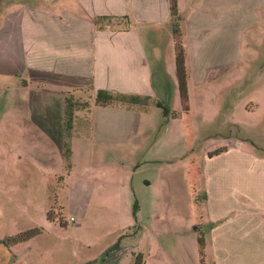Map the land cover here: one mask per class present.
Wrapping results in <instances>:
<instances>
[{
	"label": "crops",
	"instance_id": "1",
	"mask_svg": "<svg viewBox=\"0 0 264 264\" xmlns=\"http://www.w3.org/2000/svg\"><path fill=\"white\" fill-rule=\"evenodd\" d=\"M177 9L187 75L185 113L175 78L168 0H0V101H11L10 121L23 125L33 147L60 154L62 164L69 144L68 172L88 165L103 179L110 169L109 150L141 146L147 139L143 135L161 124L152 121L161 110L165 118L158 104L167 109L170 127L192 125L190 88L227 72L237 59H229V42L240 54L249 33L264 37V0H177ZM258 78L250 110H262L264 117V77ZM98 92L136 100L100 106ZM67 99L75 103L69 137ZM263 123L256 124L260 133ZM207 155L199 168L205 192L197 207L201 214L174 207L188 214L175 222L176 234L206 246L214 264H264V152L235 142ZM187 158L196 171L194 155ZM212 159H220L213 168ZM69 181L65 187L81 205L89 196L87 186L79 178ZM81 244L83 253L94 248L95 255H84L77 264H93L112 246Z\"/></svg>",
	"mask_w": 264,
	"mask_h": 264
},
{
	"label": "rangeland",
	"instance_id": "2",
	"mask_svg": "<svg viewBox=\"0 0 264 264\" xmlns=\"http://www.w3.org/2000/svg\"><path fill=\"white\" fill-rule=\"evenodd\" d=\"M243 40L240 54L229 42V59H237L225 74L201 88H190L192 125L186 121L170 127L167 115L163 118L159 111L152 121L161 124L143 135L147 139L141 146L109 150L110 169L104 179L88 165L68 172L69 144L61 154L63 164L53 149L33 147L23 125L10 121L11 101L7 105L0 101V249L7 253V264L81 263L84 255L88 259L95 255L94 248L83 253L81 243L91 246L94 242L112 245L107 261L113 257L114 264H214L206 246L187 234H176L175 222L188 214L176 213L174 207L194 209L195 216H200L197 207L205 192L199 168L208 152L211 158L235 142L264 152V133L256 128L264 119L262 110H250L255 82L264 77V37L249 33ZM159 75L155 73V80ZM189 155H194V172L188 165ZM219 161L212 159L209 164L213 168ZM68 175L87 186L89 196L82 197L81 205L65 187L72 182ZM34 228L41 233L30 241L10 247L3 244Z\"/></svg>",
	"mask_w": 264,
	"mask_h": 264
},
{
	"label": "trees",
	"instance_id": "3",
	"mask_svg": "<svg viewBox=\"0 0 264 264\" xmlns=\"http://www.w3.org/2000/svg\"><path fill=\"white\" fill-rule=\"evenodd\" d=\"M169 1V10H170V28L173 38V50H174V65H175V78L177 81V87L179 92V101L181 105V113H185L188 110V94H187V75L185 68V52L181 41V31L179 26V13L177 9V0H168ZM136 98L126 96H113L105 92H98L96 95V104L100 106L109 105L114 102H135ZM65 131L66 136L69 137V132L71 129L72 123V114L74 111L75 103L67 99L65 103ZM163 109V114L168 115L167 109L158 104ZM66 158V157H65ZM48 221H52L49 213L46 214ZM41 231L37 228L29 229L24 232H21L13 237H9L3 243L5 246H16L21 243L28 242L34 237H37ZM108 251L104 255H109Z\"/></svg>",
	"mask_w": 264,
	"mask_h": 264
},
{
	"label": "water",
	"instance_id": "4",
	"mask_svg": "<svg viewBox=\"0 0 264 264\" xmlns=\"http://www.w3.org/2000/svg\"><path fill=\"white\" fill-rule=\"evenodd\" d=\"M8 259L9 258L7 256V253H5V251L0 249V264H7ZM107 259H108V256L103 255L98 260L93 262V264H114L115 258L113 259V257H112L111 260H108V261H107Z\"/></svg>",
	"mask_w": 264,
	"mask_h": 264
}]
</instances>
